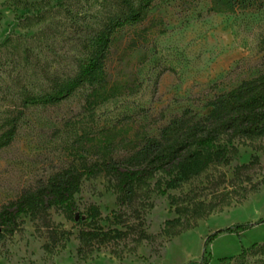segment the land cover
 I'll return each instance as SVG.
<instances>
[{"label": "rangeland", "instance_id": "374dc122", "mask_svg": "<svg viewBox=\"0 0 264 264\" xmlns=\"http://www.w3.org/2000/svg\"><path fill=\"white\" fill-rule=\"evenodd\" d=\"M116 3L0 0V124L15 118L17 125L14 140L0 149V209L58 170L106 160L69 154L76 136L115 124L156 135L183 110L203 116L215 95L264 72V8L211 13L208 0H154L150 14L162 20V32L128 52L133 29L116 39L107 64L115 97L90 107L86 84L57 104H26L54 78L78 72L103 6ZM220 143L221 163L175 188L157 174L125 205L112 175L84 177L74 195L78 211L96 208L104 229L121 221L127 233L79 252V225L50 209L48 227L22 216L12 235L0 237V264H186L203 255L206 264H264V135ZM232 225L246 228L218 232L204 246Z\"/></svg>", "mask_w": 264, "mask_h": 264}, {"label": "trees", "instance_id": "16d2710c", "mask_svg": "<svg viewBox=\"0 0 264 264\" xmlns=\"http://www.w3.org/2000/svg\"><path fill=\"white\" fill-rule=\"evenodd\" d=\"M116 1L113 9L103 6V16L90 39V54L80 63L78 72L72 77L54 78L51 86L42 93L28 95L26 104H57L86 84L92 86L86 100L90 107L117 95L118 85L111 81L107 64L118 35L126 29H133L125 50L145 48L153 35L162 32V20L155 21L150 14L154 0ZM208 1V12L211 13L233 14L264 8V0ZM147 21L146 26L144 23ZM138 26L142 27L138 29ZM206 105L209 110L205 115L197 117L190 109H185L168 120L156 135L148 134L141 125L115 124L76 136L69 154H85L106 160L58 170L34 189L22 192L2 206L0 237L12 235L18 229L22 216L41 220L48 227L46 222L50 209L60 211L67 220L79 225L76 235L79 252L125 235L128 226L121 221H118L120 227L115 222L104 229L98 223L96 208L91 207L85 213L78 211L74 195L79 191L82 179L102 173L112 175L117 186V202L125 205L157 174L168 177L166 188H175L211 164L221 163L226 152L225 144L220 143L222 138L230 142L235 138L251 139L264 135V72L241 80L233 88L215 95ZM16 128L15 118L0 124V149L11 144ZM117 152L123 155L114 158ZM260 221L264 222V219ZM243 228L246 226L232 225L218 230L205 239L204 246L218 232H236ZM48 232L51 236L54 234L52 230ZM207 260L208 257L203 255L199 261L186 264H206Z\"/></svg>", "mask_w": 264, "mask_h": 264}]
</instances>
